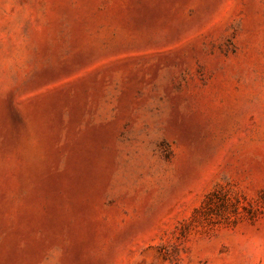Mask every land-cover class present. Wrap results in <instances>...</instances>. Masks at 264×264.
Instances as JSON below:
<instances>
[{"label":"rangeland","instance_id":"obj_1","mask_svg":"<svg viewBox=\"0 0 264 264\" xmlns=\"http://www.w3.org/2000/svg\"><path fill=\"white\" fill-rule=\"evenodd\" d=\"M0 264H264V0H0Z\"/></svg>","mask_w":264,"mask_h":264}]
</instances>
